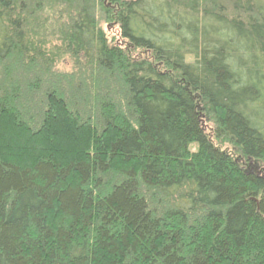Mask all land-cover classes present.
<instances>
[{
	"label": "trees",
	"instance_id": "trees-1",
	"mask_svg": "<svg viewBox=\"0 0 264 264\" xmlns=\"http://www.w3.org/2000/svg\"><path fill=\"white\" fill-rule=\"evenodd\" d=\"M14 60L38 79L0 86V264H264V0H0Z\"/></svg>",
	"mask_w": 264,
	"mask_h": 264
},
{
	"label": "rangeland",
	"instance_id": "rangeland-1",
	"mask_svg": "<svg viewBox=\"0 0 264 264\" xmlns=\"http://www.w3.org/2000/svg\"><path fill=\"white\" fill-rule=\"evenodd\" d=\"M34 4L35 3H33L31 5H34ZM96 8H97L96 9L97 10L96 19H97V23H98L99 27L103 30V32L106 34V36L109 37L110 40H112V41L114 40L113 41L114 44H120L121 43V45H123V41L119 38V33L117 30L118 28L115 25V23L109 22V19H107V17H106V13L104 11L100 10L98 7H96ZM31 10H32V6H30V11ZM63 11H64V9H63ZM56 13H58V14H54V12H52L51 10H46L44 12H40L38 14L39 16L38 15L34 16L33 19H35V22H34V29L33 30L38 31V35L42 36V38L40 39L36 35L35 32H31V31L29 32V35L31 37H33V39L35 41H45L46 42L45 47H44V51L47 52V54L53 55L55 57V60L51 62V65H48L46 63L48 68L45 67V69L46 68L49 69L48 78L54 79L55 82H57L61 86V88L64 89L67 93L69 91L68 96L72 100H74V95H75L76 89L69 88V85H70L69 82L74 81V83H75L74 85H76V84L83 82V80L86 77L83 76L84 70L80 69L77 65H75L74 61L69 56H63L64 54L60 55V51L58 49L61 46H63V44H62V41H58L59 38H58L57 34H58V32H61V31H59V26L61 25V23H59V21L55 22L56 27L53 29L52 24L54 22L52 20L50 22H47L49 20V18L53 19V17H54L55 19H59L63 15L60 11H56ZM43 23H45V24H43ZM40 27L43 28L42 30H46L48 32H46L44 35H42ZM34 43H35L36 47L39 44L37 42H34ZM44 51L42 49L43 53H44ZM17 62L18 61L14 60L10 64H7V65L4 64L3 66L0 65L1 66L0 67V86L5 85L4 88L8 94L12 92L11 88H9V86H13V84H17L18 90H19L20 94H22L28 88L27 86H29L33 81H36L38 79V77H34V75H32V74L31 75L22 74V71H19L18 73L15 72L14 70H16L18 67V64H16ZM9 69H11V71H13V73L10 75L5 74V70L8 71ZM40 76L44 78L43 74H41ZM26 82H29L30 84L29 83L26 84ZM41 82H43V83L40 84V87L43 91L44 89H46L48 87L47 86L48 84L45 82V79ZM85 83H87V82H85ZM0 94H1V92H0ZM22 99L25 102H27V104L30 103L28 98L23 97ZM32 100L33 101H31V102L33 104L36 100L35 101H34V99H32ZM27 104H25V107ZM31 107H32V105L30 106V108ZM252 165H254V164L252 163V164H248L247 166H245L246 172H248V173H260V171H262L263 167H261L260 165H259V167L257 164H255L254 166H252Z\"/></svg>",
	"mask_w": 264,
	"mask_h": 264
}]
</instances>
